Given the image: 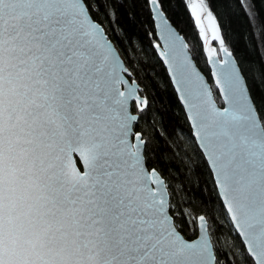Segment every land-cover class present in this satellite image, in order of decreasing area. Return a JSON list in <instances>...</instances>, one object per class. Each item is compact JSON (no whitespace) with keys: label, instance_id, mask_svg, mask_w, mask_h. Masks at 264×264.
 <instances>
[{"label":"snow or ice","instance_id":"snow-or-ice-1","mask_svg":"<svg viewBox=\"0 0 264 264\" xmlns=\"http://www.w3.org/2000/svg\"><path fill=\"white\" fill-rule=\"evenodd\" d=\"M144 2L240 244L193 191L204 186L188 151L143 123L149 97L105 32L122 0H0V264H264V98L237 71L212 0L184 6L225 54L219 65L207 48L223 108L165 15L172 0ZM239 2L259 19L264 0Z\"/></svg>","mask_w":264,"mask_h":264},{"label":"trees","instance_id":"trees-1","mask_svg":"<svg viewBox=\"0 0 264 264\" xmlns=\"http://www.w3.org/2000/svg\"><path fill=\"white\" fill-rule=\"evenodd\" d=\"M185 2L190 5V0H172L174 7L166 11L165 15L188 43L197 66L212 87L216 102L222 105L221 98L211 81L205 44L198 36V29L192 26L191 9L185 8ZM244 2L247 4L248 0ZM115 7L116 31L108 24L105 25V29L125 58L143 94L149 97L150 107L146 110L143 121L145 127L151 129L155 124L156 128L165 132L166 139L175 141L169 152L174 151L183 156V150L188 151L194 164L198 165L199 182L204 186L203 195L196 189L193 191L198 197L211 201L209 207L215 210L221 221L219 231L222 238L225 241L230 240L233 244H240L239 237L234 231H230L231 225L212 188L207 168L198 157L199 150L195 147L183 108L155 50L156 30L149 18L144 0H122V4ZM210 7L217 15L218 21L222 23L221 34L225 39V46L232 52L248 88L259 101L264 98L262 91L264 81L260 79L261 73H264V4L256 3L259 19H253L251 22L249 16L245 14V9L241 8L239 0H212ZM218 52L217 46L216 54ZM154 147L157 151L165 152V140L157 135ZM192 228L195 229L194 223ZM196 235L195 231L187 233L189 239L195 238Z\"/></svg>","mask_w":264,"mask_h":264},{"label":"water","instance_id":"water-1","mask_svg":"<svg viewBox=\"0 0 264 264\" xmlns=\"http://www.w3.org/2000/svg\"><path fill=\"white\" fill-rule=\"evenodd\" d=\"M166 17H167V16H166ZM169 23L173 26L174 30H175V31H176V32H177V33H178V34L184 39V37L178 32V30L174 27V25H173L170 21H169ZM155 30H156V35H157V42H156L155 44H160V48H156V47L154 46V47H155V50H156V52H157V54H158V57H159V59H160L162 65H163V67H164L165 70H166V73H167V75H168V77H169V80H170V82H171V85H172V87H173V90H174V92H175V94H176V96H177V99H178V101H179L181 107L183 108V111H184L185 117H186L187 122H188V124H189V127H190V129H191V122H190V120L187 118V110H186V107L184 106L183 102L179 99V94H178V92H177V90H176V82L171 78V77H172V74H171V72L169 71V68H168L167 63L164 62V58L161 57V56L159 55V53H160L161 51L165 50V49H164V41L161 40V39H159L158 29L155 28ZM105 32H106V34H107V36H108V39H109L110 41H112V43L115 45L116 50H117V52L119 53L120 59H121V61L123 62L124 66H125L126 68H128L129 72L131 73V77H128V78H129V82L131 83V82H132V79L134 78V76H133V73H132L130 67L127 65V63H126V61H125V58H124L123 55L121 54V52H120L119 48L117 47L116 43H115V42L109 37V35H108L106 29H105ZM184 40H185V39H184ZM185 42H186V40H185ZM186 43H187V42H186ZM187 45H188V43H187ZM186 51L188 52L189 57H190V58H193V56H192V54H191V52H190V50H189V47L186 49ZM229 52H231V51H229ZM231 53H232V52H231ZM224 57H225L224 52L219 48V52H218V54H216V59H217V62H218L219 65H222V64H223V62H224ZM232 59H233L234 63L237 65V71L240 72V73H242L241 70H240V67H239V65H238V63H237V61H236V59H235V57L233 56V54H232ZM193 63H194V65L197 67V70H198V71L201 73V75L204 77L205 82L209 84V86H210V88H211V90H212V87H211L209 81L207 80L206 76L202 73V71L199 69V67L197 66V64H196V62H195V60H194V58H193ZM207 65H208V67H209L211 81H212L213 86L215 87L216 91L218 92L220 98H221L222 105H219V104L216 102L215 97H214V94H213V91H212L213 99H214V101H215V103H216V105H217L218 108L226 107V106H227V103L223 100V95H224V94L221 93V92L219 91L218 87L215 85V76L212 75V73H215V72L217 71V69L212 67L211 61H209L208 59H207ZM242 78L245 79L244 76H243V74H242ZM134 79H135V78H134ZM135 82L138 83L136 79H135ZM138 84H139V83H138ZM140 87H141V86H140ZM191 131H192V129H191ZM193 139H194V142H195V138H194V137H193ZM195 144H196V142H195ZM198 150H199V149H198ZM74 158H75V157H74ZM78 166H79V165H78ZM222 206H223V205H222ZM223 209H224V207H223ZM229 223H230V222H229ZM230 225H231V224H230ZM235 234H236V233H235ZM236 235H237V234H236ZM237 236H238V235H237ZM238 237H239V236H238ZM198 238H199V237H198V234H197L195 238H193V239H189V242H191V241L194 240V239H198ZM239 239L241 240L240 237H239Z\"/></svg>","mask_w":264,"mask_h":264},{"label":"rangeland","instance_id":"rangeland-1","mask_svg":"<svg viewBox=\"0 0 264 264\" xmlns=\"http://www.w3.org/2000/svg\"><path fill=\"white\" fill-rule=\"evenodd\" d=\"M197 2H198V0H190V4L191 3H197ZM202 19H203V22H204V26H205V28L207 30V20H206V17H203ZM209 41H210V45H205L206 51H207V48L209 46H211L213 48H216V50H217V46L219 47L218 42L217 41H212L210 31H209Z\"/></svg>","mask_w":264,"mask_h":264}]
</instances>
